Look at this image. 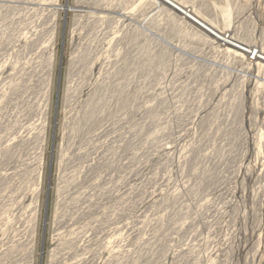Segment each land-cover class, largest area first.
Here are the masks:
<instances>
[{"label": "rangeland", "instance_id": "374dc122", "mask_svg": "<svg viewBox=\"0 0 264 264\" xmlns=\"http://www.w3.org/2000/svg\"><path fill=\"white\" fill-rule=\"evenodd\" d=\"M0 264H264V0H0Z\"/></svg>", "mask_w": 264, "mask_h": 264}]
</instances>
